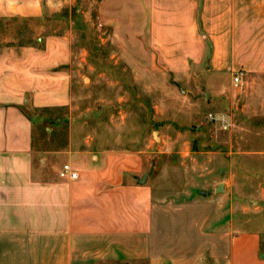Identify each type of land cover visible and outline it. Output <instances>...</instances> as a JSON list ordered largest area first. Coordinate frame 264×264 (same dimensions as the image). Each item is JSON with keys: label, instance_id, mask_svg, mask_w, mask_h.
<instances>
[{"label": "crops", "instance_id": "obj_1", "mask_svg": "<svg viewBox=\"0 0 264 264\" xmlns=\"http://www.w3.org/2000/svg\"><path fill=\"white\" fill-rule=\"evenodd\" d=\"M66 6V0H0V264H264L262 231L237 216L246 206H228L218 194L163 201L142 153L99 151L77 130H40L53 121L50 111L73 100V29L42 33L50 13ZM99 6L106 24L147 25L161 71L179 77L202 70L213 81L233 80L240 71L242 81L264 77V0H100ZM36 23L34 41L3 39ZM67 163L77 179L60 177Z\"/></svg>", "mask_w": 264, "mask_h": 264}, {"label": "rangeland", "instance_id": "obj_2", "mask_svg": "<svg viewBox=\"0 0 264 264\" xmlns=\"http://www.w3.org/2000/svg\"><path fill=\"white\" fill-rule=\"evenodd\" d=\"M66 1L42 33L73 29V100L40 130H77L99 151L142 153L163 201L202 199L224 184L218 197L249 209L237 216L262 231L264 253V77L235 86L202 70L174 76L155 67L147 25L106 24L100 0ZM36 28L3 39L25 43Z\"/></svg>", "mask_w": 264, "mask_h": 264}, {"label": "built area", "instance_id": "obj_3", "mask_svg": "<svg viewBox=\"0 0 264 264\" xmlns=\"http://www.w3.org/2000/svg\"><path fill=\"white\" fill-rule=\"evenodd\" d=\"M244 77V72L240 71L234 75L233 83L235 86H238ZM60 177L61 178H70V179H77L79 177V173L73 168V166L69 163L63 165L60 170Z\"/></svg>", "mask_w": 264, "mask_h": 264}, {"label": "water", "instance_id": "obj_4", "mask_svg": "<svg viewBox=\"0 0 264 264\" xmlns=\"http://www.w3.org/2000/svg\"><path fill=\"white\" fill-rule=\"evenodd\" d=\"M148 179V175L144 174L143 177L140 179V183L145 184L147 182ZM225 191V187L224 184H221L218 188L214 189V190H210V191H204L203 195L206 196L208 194H219L221 192Z\"/></svg>", "mask_w": 264, "mask_h": 264}]
</instances>
